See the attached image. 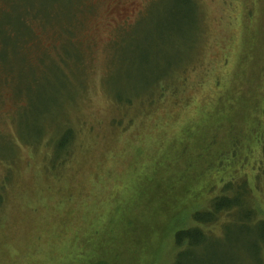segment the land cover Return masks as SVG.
Instances as JSON below:
<instances>
[{
  "label": "rangeland",
  "instance_id": "obj_1",
  "mask_svg": "<svg viewBox=\"0 0 264 264\" xmlns=\"http://www.w3.org/2000/svg\"><path fill=\"white\" fill-rule=\"evenodd\" d=\"M4 1L2 19L9 16L14 31L0 34V134L11 138H0V158L15 164L0 212V264H171L174 231L201 208L208 194L202 187L240 175L245 144L264 116V0H196L197 9L191 0H93V12L77 14L82 23L73 20L72 27L69 13L76 14L81 0ZM24 11L28 24L34 19L46 27L39 70L24 67L16 55ZM73 31L76 44L68 41ZM174 63L173 71L190 64L187 104L153 108L141 136L115 140L102 133L100 124L113 113L102 82L108 66L115 85L137 91ZM217 99L219 111L207 115ZM69 102L75 142L85 150L63 176H52L49 189L34 176L45 144L36 150L18 140L15 154L12 138L58 140ZM189 126L192 136L184 133ZM231 140L239 141L235 152L228 149ZM6 168L0 161V181ZM249 171L264 210V171L256 180ZM245 230L227 225L223 236L196 250L195 260L257 264Z\"/></svg>",
  "mask_w": 264,
  "mask_h": 264
},
{
  "label": "trees",
  "instance_id": "obj_2",
  "mask_svg": "<svg viewBox=\"0 0 264 264\" xmlns=\"http://www.w3.org/2000/svg\"><path fill=\"white\" fill-rule=\"evenodd\" d=\"M4 2V0H0V34L3 33L8 37L10 32L14 31V28L12 27L11 18L9 16L2 19V15L6 14V10L3 9L5 5ZM191 2L192 5L194 4L192 9L199 8L196 0H191ZM72 3L73 1H71L70 5ZM90 5L92 11H88ZM94 5L95 3L93 0H81V8L76 9V14L71 16V12L69 13L70 17L67 20L68 26H76L74 22L77 23L80 21L79 17L76 18L77 14L81 16L90 14L94 10ZM27 14L26 11L18 14L20 18L19 25H26V29L24 31L20 30L19 37L16 39V55H20L24 59L23 61H19L24 67L29 64V66H33L35 70H39V66L43 67L44 64L43 58H40L43 53L40 46L43 45L39 44V39L42 34L41 32H43L46 27L39 25L38 21H33L34 19L28 24V20L24 18ZM80 23H82V21H80ZM30 24L34 27L30 26ZM49 27L50 30H53L51 26ZM123 30H126V28ZM52 34H55V32L53 31ZM69 36L70 38L68 41H72L76 44L77 40L74 31ZM6 44V41L2 42L3 46ZM196 44L197 43H194V46H196ZM48 58L52 61L50 56H48ZM78 60L81 66V55ZM189 65L190 64L188 63L183 66L180 64V66H177L173 71L175 68L174 63L170 72L168 70L165 73H161L151 82V85H148L147 88H145L144 85L145 89L143 88L137 91H130V89L124 90L115 85L112 80L113 75L108 71V66V69L103 75L102 82L106 93L113 104V113L106 123L100 124V127L103 128L102 133L111 135L115 140L119 139L120 136L129 134H137V136H141L146 133H144V129H147L148 125L145 127V123H147L154 114V111L152 110L153 108H160V106L163 107L167 104L180 105L183 102L187 104L188 102H186V100H188V98L183 92L186 86V71L189 68ZM0 72L3 73V75L5 73L1 67ZM1 73L0 80L3 81L4 79L1 77ZM215 83H219L218 78ZM7 84L10 85L11 90V84ZM34 97L41 100L42 96L40 92H38L37 94H34ZM17 98H20V96ZM219 99H217L214 105L207 108V115H209V112L215 113L219 111V107L216 106L218 105ZM166 100H168V103H164ZM65 107L67 120H65L64 128L62 129V136L58 138V140H52V136L50 137L49 135L39 136L37 142H32L31 140L23 142L19 137H17V140H15V137L12 138L13 145H16L15 154L16 151H20V145L31 146L33 149L35 148L38 150L40 149L42 142L45 144L47 147L46 152L41 154V157L37 155L36 157L32 156V158L35 157L38 161L37 165H35V169L38 172L34 173L35 178L42 179L45 187L49 189H51L50 184L53 180L52 176H56V178L63 176L67 171V168L77 161L78 153L85 150V145L79 147L80 143L77 144L75 142V139L78 138L77 127L70 118V109L74 107L73 102H69ZM258 121L261 122L258 126V130L254 128L252 138H249L245 144L246 147L244 151H247L248 153L245 154L244 161H241L238 164L240 175H233V177L227 179H223V177L219 178L218 181L208 189L202 187V189L208 194L204 196L201 208L196 207V209L192 211L190 224L185 227H177L178 229L174 231L172 246L175 248V256L171 264H203L202 261L198 262V260H195L196 250L203 249L204 244H211L210 240L219 239V237L214 236H223L224 228L227 225L234 224V222L239 223L240 226L246 228L245 233H252L253 239L250 236L252 239L250 253L258 258L257 264H264V216H261L262 213H264V210L260 205V200L254 193V186H251L247 172L248 169L253 172V178L256 180L257 177L261 176L259 170H261V172L262 170L264 171V166L262 167L260 165L264 160V116ZM218 122L221 123V120L219 119ZM88 129L91 131L90 128ZM191 130L192 127L189 126L184 130V133L186 132L190 134ZM89 133L91 134L92 132ZM190 135L192 136V133ZM0 138L4 141L11 139L3 137L1 134ZM18 140L20 143L19 146H17ZM238 142L234 143L231 140L228 143V149L230 148L229 150L235 152L234 150L236 144L238 145ZM252 146L255 147V157H253L254 155L251 153L253 151ZM248 148H251V150ZM11 155H13V152L10 156ZM234 155L236 154L233 153V156ZM9 158L11 157H8V160L6 161L5 159L0 158V161L5 162L7 167L6 172L3 174L0 181V212L5 205L6 191L12 178L11 170L15 164L14 160ZM217 167H220V165H217ZM213 169L219 171L215 168ZM219 227L221 234L216 232ZM250 228L251 231L249 230ZM246 242H248V240ZM244 245L246 246L247 243H244ZM213 251L214 249L212 247L205 248L207 255L213 253ZM97 264H102V262Z\"/></svg>",
  "mask_w": 264,
  "mask_h": 264
}]
</instances>
